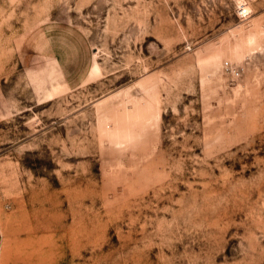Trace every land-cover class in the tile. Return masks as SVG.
<instances>
[{"label":"rangeland","instance_id":"rangeland-1","mask_svg":"<svg viewBox=\"0 0 264 264\" xmlns=\"http://www.w3.org/2000/svg\"><path fill=\"white\" fill-rule=\"evenodd\" d=\"M0 264H264V0H0Z\"/></svg>","mask_w":264,"mask_h":264}]
</instances>
